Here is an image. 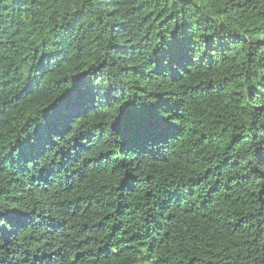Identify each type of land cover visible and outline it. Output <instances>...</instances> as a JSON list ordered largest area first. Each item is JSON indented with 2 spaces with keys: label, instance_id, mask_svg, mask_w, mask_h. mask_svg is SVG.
I'll list each match as a JSON object with an SVG mask.
<instances>
[{
  "label": "trees",
  "instance_id": "16d2710c",
  "mask_svg": "<svg viewBox=\"0 0 264 264\" xmlns=\"http://www.w3.org/2000/svg\"><path fill=\"white\" fill-rule=\"evenodd\" d=\"M262 155L264 0H0V264H264Z\"/></svg>",
  "mask_w": 264,
  "mask_h": 264
},
{
  "label": "snow or ice",
  "instance_id": "6c2138e0",
  "mask_svg": "<svg viewBox=\"0 0 264 264\" xmlns=\"http://www.w3.org/2000/svg\"><path fill=\"white\" fill-rule=\"evenodd\" d=\"M170 117H164L158 111L152 112V130L151 134L156 137H163L169 129ZM116 132L122 138L125 144L134 143L143 133V129L137 117L123 110L119 111V118L116 120ZM261 163H264V155L260 157ZM18 212L12 209H5L0 206V242L5 241L7 237L13 234L18 228L22 227L24 222L18 215L12 213ZM11 213V215H8ZM6 225H11V230H6Z\"/></svg>",
  "mask_w": 264,
  "mask_h": 264
}]
</instances>
